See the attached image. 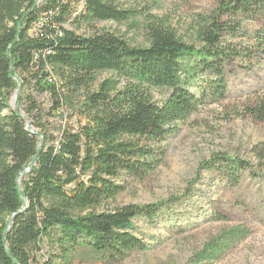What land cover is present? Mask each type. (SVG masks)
I'll use <instances>...</instances> for the list:
<instances>
[{
    "label": "trees",
    "instance_id": "16d2710c",
    "mask_svg": "<svg viewBox=\"0 0 264 264\" xmlns=\"http://www.w3.org/2000/svg\"><path fill=\"white\" fill-rule=\"evenodd\" d=\"M129 13L118 0H0V264H30L44 237L66 251L86 246L107 261L147 250L133 233L134 219L152 222L171 212L178 198L106 212L96 207L123 190L117 181L122 174L141 180L154 171L179 124L199 106L225 97L228 60L264 55V0L220 2L196 27L199 46L156 24L148 26L144 47L109 31L84 37L65 26L122 22ZM234 19L241 21L230 23ZM244 19L261 21L245 34L254 50L223 44L221 34L236 36ZM103 71L114 77L86 93L87 122L78 131L62 130L51 144L9 106L11 94L32 83L57 108V82L76 90ZM204 74L210 77L197 85L198 94L192 92ZM151 89L165 92L161 102L152 100ZM256 111L264 118V106ZM204 164L231 186L250 168L223 154ZM250 232L242 225L221 229L195 254V264H213Z\"/></svg>",
    "mask_w": 264,
    "mask_h": 264
},
{
    "label": "rangeland",
    "instance_id": "374dc122",
    "mask_svg": "<svg viewBox=\"0 0 264 264\" xmlns=\"http://www.w3.org/2000/svg\"><path fill=\"white\" fill-rule=\"evenodd\" d=\"M222 1L225 0H118L119 8L130 11L125 21L65 26L84 37L109 31L133 46L144 47L148 45V26L156 24L172 29L187 44L199 46L194 38L197 25ZM225 19L221 17L220 22ZM259 20H242L236 36L222 33L220 41L254 50V42L245 34L258 29ZM262 56L228 60L224 65L225 97L199 106L179 124L178 132L163 143L165 155L154 171L141 180L122 174L117 181L123 190L96 207L97 212H106L129 204H156L178 198L171 212L152 222L134 219L133 233L147 244V250H130L122 258L107 261L86 246L66 251L44 237L30 264H195V254L211 236L236 225L247 227L250 235L213 264H264V118L256 111L264 106ZM110 77H114L112 72H99L92 83L76 90L57 82V108L55 99L38 93L32 83L21 85L11 94L9 106L27 120L40 140L42 135L51 144L60 138L62 130L78 131L87 122L86 93L96 92L98 85ZM209 77L204 74L191 91L198 94L197 85ZM149 93L155 102H161L166 95L160 89ZM221 154L250 164L237 186L206 169L204 163ZM21 181L19 178V185ZM215 214L222 219H216Z\"/></svg>",
    "mask_w": 264,
    "mask_h": 264
}]
</instances>
